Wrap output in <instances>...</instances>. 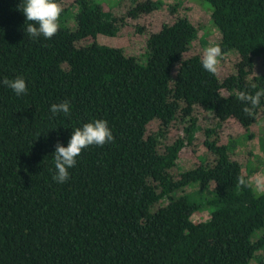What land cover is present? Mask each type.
Listing matches in <instances>:
<instances>
[{
	"label": "trees",
	"instance_id": "obj_1",
	"mask_svg": "<svg viewBox=\"0 0 264 264\" xmlns=\"http://www.w3.org/2000/svg\"><path fill=\"white\" fill-rule=\"evenodd\" d=\"M206 1L222 54L240 56L223 78L202 68L201 54L186 55L198 28L184 15L150 33L141 56L97 40L162 0H135L122 15L76 0L74 25L62 7L50 39L24 32L21 0H0V80L23 76L28 88L17 96L0 84V264H264V191L215 128L205 130L211 158L179 170L196 107L246 129L264 109V98L255 108L239 98L254 94L253 82L264 87V0ZM65 99L70 114L53 115L50 105ZM94 119L108 122L113 141L83 149L56 183L57 142ZM173 127L186 137L168 140ZM203 208L209 218L193 220Z\"/></svg>",
	"mask_w": 264,
	"mask_h": 264
},
{
	"label": "rangeland",
	"instance_id": "obj_2",
	"mask_svg": "<svg viewBox=\"0 0 264 264\" xmlns=\"http://www.w3.org/2000/svg\"><path fill=\"white\" fill-rule=\"evenodd\" d=\"M95 1L111 8L116 15L126 14L135 2V0ZM162 1V7L150 13L140 14L136 18L127 17L126 25L119 30L117 35L100 34L97 36V40L106 45L121 47L127 54L141 56L146 51L147 38L150 33L159 30L163 23H172L177 16L184 15L198 28V37L186 53L187 56L196 53L203 56L206 47L218 43L221 33L212 20V7L206 0ZM58 2L61 7H68L71 10L73 18H70L69 23L74 25V16L78 10L76 9V0H58ZM173 6L176 7V11H172ZM138 27H142V31H139ZM239 58L237 51L222 54L217 68L218 76L223 78L234 72L235 64ZM256 64V69L259 70V59L256 60ZM195 115L198 119L199 128L196 130L192 142L183 147L179 153V170H185L199 164L202 156L211 158L212 154L204 144L207 138L205 130L211 127L216 129L218 142L227 144L231 148L234 158L242 163L244 172L250 174L254 186L257 179L264 180V109L248 129L234 118L220 121L214 113L200 107L195 108ZM149 129L156 130L157 122H152ZM179 136H185L184 129L173 127L170 130L168 140L174 141ZM194 189L196 187L188 188L189 191ZM209 216V209L203 208L196 211L192 218L195 221H202L208 219ZM257 254L261 259L264 257L263 251H258ZM252 264H259V260H253Z\"/></svg>",
	"mask_w": 264,
	"mask_h": 264
},
{
	"label": "clouds",
	"instance_id": "obj_3",
	"mask_svg": "<svg viewBox=\"0 0 264 264\" xmlns=\"http://www.w3.org/2000/svg\"><path fill=\"white\" fill-rule=\"evenodd\" d=\"M19 8L25 16V22H28L24 27V32L30 38L37 39L42 36L45 39H50L57 33L59 28L58 19L62 12L58 0H21ZM221 57L222 49L219 44L206 47L201 58L202 68L208 73L215 74ZM0 84L7 86L17 96L28 92L26 80L23 76H17L13 79L4 78L0 80ZM250 86L256 89L254 94L242 91L239 98L247 105L255 108L260 104L261 98H264V87L258 88L254 82ZM243 110L246 113L250 112L248 106ZM50 111L53 115L62 113L67 116L71 112L70 102L65 99L59 103H53L50 105ZM113 139V132L104 119H94L74 128L66 146L59 142L55 146L53 180L58 184L65 183L70 177L69 170L75 166L77 157L83 149L92 145L102 146L105 143L112 142ZM238 183L246 185L243 177L238 178ZM255 187L257 191H264V180L257 179Z\"/></svg>",
	"mask_w": 264,
	"mask_h": 264
}]
</instances>
